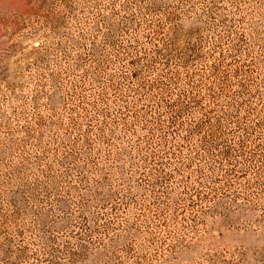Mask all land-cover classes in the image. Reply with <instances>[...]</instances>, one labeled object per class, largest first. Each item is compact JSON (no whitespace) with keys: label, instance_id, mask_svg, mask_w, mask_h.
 <instances>
[{"label":"rangeland","instance_id":"1","mask_svg":"<svg viewBox=\"0 0 264 264\" xmlns=\"http://www.w3.org/2000/svg\"><path fill=\"white\" fill-rule=\"evenodd\" d=\"M0 264H264V0H0Z\"/></svg>","mask_w":264,"mask_h":264}]
</instances>
